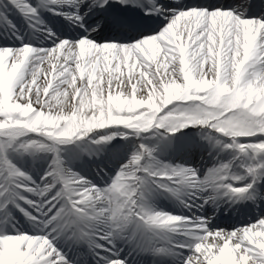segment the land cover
<instances>
[{"label": "bare ground", "instance_id": "obj_1", "mask_svg": "<svg viewBox=\"0 0 264 264\" xmlns=\"http://www.w3.org/2000/svg\"><path fill=\"white\" fill-rule=\"evenodd\" d=\"M90 1L84 0L85 5H88ZM27 2L30 4L36 3L34 0H27ZM4 4L16 8L21 14V18L16 19L13 27H6L5 30L0 31L1 123L6 124L7 121L14 118L22 121L32 120L37 123L40 119L42 121L39 127L50 130L54 134L72 136L75 130L94 128L97 135H95V140H89V144L91 142L93 145L94 152L87 151L84 156H81L75 162V168L81 172V175L84 176L83 179L89 185L78 188L76 183H73V187L68 188L71 196L80 194L82 199L86 201V208L91 209V212L87 215L91 216L92 219L86 220L83 225H77L76 229L72 231L75 232L73 238L70 236L72 232L67 231L65 228H57L56 231H53L56 222L46 224V221L50 218V211L53 206L63 205V200H57L54 205L48 203L56 195V192L49 189L48 192L44 193L47 190V188H44L46 185L38 183L37 180L19 179L18 184H24L33 189H36L37 184L41 185L40 192L27 191L26 188L17 187V184H6L4 178L0 176V234L4 230H39L40 233L49 237L54 246L67 257L70 264H108L109 261L114 259H120L124 261V264H136L140 259L134 260L133 257H130L127 253L123 254L120 250H112L111 253L109 251L100 253L101 258L94 256L95 248H99V244L97 247L96 244L93 246V242L97 241L95 235H99L108 225V214L112 209H107L104 196L91 189L96 183L103 182L106 179V173H102L103 168L108 166L116 153L122 152L128 158L122 165V168H124L134 154L142 151L140 145H144L151 153L149 155L148 152H145L144 161H146L150 170L154 171L160 165L156 160H152V156L166 157L164 149L170 145L172 155L181 156L182 161L181 163L178 162L179 164H182L186 158L184 151L189 152V156L192 157L195 163L184 168L195 170L197 175L207 168L208 173L207 178L200 180L202 187L195 185L196 177L191 173L177 176L173 180L155 175L154 179L158 185H147L143 196L140 195L139 190L134 194L137 208L147 209L146 213L148 215L161 213V210L166 208L187 217L180 221V226L175 234L172 232L170 240H166L169 243L170 250L173 249L177 252L178 258L167 256L168 258L162 259V263L185 264L186 259L192 255L194 246L191 250H187L181 242L185 240L183 243H186L192 238L195 244L198 242L195 238L196 235L205 237V240L201 242V247H204L207 237L214 236L216 243H221L219 237L222 234L228 235L233 230L226 232L225 229L216 227L218 215L215 214L213 209L215 204L221 200L212 186V172H209V170L215 168L216 162L219 161L221 163L229 161L231 166H236L238 160L233 154H239L240 157L244 155L242 148L238 147L237 143L246 139V133L251 134L254 131L251 122H254V119L258 117L257 111L260 108L262 112L264 110V76L258 75L248 80V84H242L244 88L236 85V81L239 83L236 78L237 72L240 69L249 68L252 65L250 61L253 60L254 56L257 61L264 56V50L260 47L264 46V41L258 39L262 29H264V24L240 18L237 20L233 18L234 22H223L216 19L213 22L204 23V19L200 21H196L194 18V20H187L186 16L185 19L183 17L177 18L179 19L178 24L173 25L171 29L164 27L156 33H151L153 35H144L138 40L131 41L130 44H123V46H120V49H122L120 53H116L114 49L98 53L91 49L74 50L77 43H85L90 47L97 46L95 39L97 32L101 31L102 28H100V25L98 26L95 19L82 17L81 20L73 19L60 22L59 19L55 18V21H47L49 25L44 29L34 28L29 26L22 18L25 17V13L20 8L10 4L9 0H0V6ZM182 5L181 1L173 0L171 8H165V13L159 12L158 18L170 19L171 16L166 17V13L177 10L178 6ZM235 9V12H239L240 15H243L246 11V8L240 4ZM196 11L198 9L194 7L190 10V13L193 14ZM199 11L202 12L203 10ZM186 13L188 12L186 11ZM224 20H228V18ZM167 25H170V22ZM224 25L226 32L223 30ZM66 26L83 33L82 37L87 38L81 37L74 40L67 38L68 36L65 35L66 38L57 44L56 50L43 55L41 53L43 48L39 44L47 38L57 36L58 29L59 31L65 30L63 32L67 34L68 30L64 28ZM202 26L205 27V31L207 30L209 43L203 44L204 51L198 47L191 52L190 50L195 45L192 37L196 30ZM219 30H223V33L218 39L216 35H219ZM30 43L33 46H29ZM245 43H250L249 47L254 48L246 57H244ZM185 50V60H181L180 56H184ZM174 52H178L177 56H180L175 58ZM188 52L190 55H188ZM128 54L134 56L129 60L135 63L138 69H143L145 72L142 83H148L154 89L155 93H151L150 96L154 104H159L160 107L166 104L163 112L176 108L190 111L193 110V102H197L198 106H204L206 110L202 115V117H205L202 121L216 119L217 116L219 121L224 118L218 126H221V129L227 134L217 135L219 139L223 140V144L214 146L215 141L210 139L213 131L203 122L194 130L191 128L187 132H178L168 138H159L157 135L144 138L140 134L139 139L141 141L139 144L134 141V138L130 137L132 134L119 132L122 125L137 121L140 113L151 107L144 103L145 98L141 95H137L134 100L131 99L130 94H133L137 87L132 89L135 75L127 73L131 77V84L126 83L125 85L120 82L124 80H120L119 76L112 72H107L106 75L100 77L103 70H106L107 66L112 67L113 63L115 69L120 68L128 60L126 59ZM85 61L88 66L81 70L77 64L80 63L81 65ZM70 63L76 66L73 69L74 72L68 70ZM260 66L258 64L256 67ZM216 67H219V69ZM250 70L251 68H249ZM77 76L80 78L79 81L72 85ZM136 76L138 79L135 82H138L140 74H136ZM228 77L229 79H227ZM185 79L190 81V87L193 86V88L190 89L186 86ZM67 81L69 83L64 85ZM115 81L117 82L115 83ZM119 84H121L120 87ZM60 86H67L68 89L55 91ZM216 90H222V95L231 96L232 102L222 107L208 104L210 93ZM238 90L245 91V93H241L246 95V99L240 100ZM50 91L49 96L44 97V94ZM114 91L115 95L113 94ZM30 94L31 101L26 104L20 103L18 110L10 109L14 96L23 95L28 97ZM178 100H182L183 103L178 104ZM252 100L255 101L254 104L251 103ZM132 101H135V108H133ZM50 103L55 106L54 110L47 108ZM39 105L44 108L42 117H40L41 108H39ZM242 108L255 109V117L253 118ZM25 110L28 111L25 112ZM107 126H111V129H99ZM96 129L99 131H96ZM152 131L154 132V130L150 132ZM194 131L202 133L195 135ZM121 136L123 139L125 138L122 141L119 139ZM231 136H233L232 139L229 138ZM102 137H111V139L101 140ZM31 143L38 150V158L41 160L39 161L46 160L51 153L48 140L41 139L37 141L31 138ZM227 143H231V147H227ZM111 144H114V148H109ZM71 145L66 146L69 149ZM96 146H99L100 150ZM60 151L62 152L61 146L57 147V152ZM25 155H27L26 152ZM129 171L134 177L136 171ZM121 183L124 185L121 190L107 191V193L110 194L111 200L120 202V209L122 207L127 209L128 201L132 198L130 191L135 189L133 187V190H129L126 181H121ZM170 186H173L174 197H172ZM2 190L4 192H1ZM9 190L11 191V202L3 208ZM201 190H205L204 194H206V191L210 192L212 194L211 200L206 201L203 199ZM38 196L40 200L36 202L35 198ZM21 197L25 199H21ZM28 201L33 203H28ZM8 211H14L16 217L12 220L6 218V212ZM25 212L30 215H25ZM112 212H116V207ZM33 216L35 221L31 219ZM256 218L258 220L264 219V217L259 216ZM174 219H177L175 215L171 220ZM201 220L206 223L207 232L201 231L205 228V224ZM249 221L251 220L245 215L239 221L231 219L230 223L235 224L237 229L256 223L250 224ZM16 222L19 224H16ZM194 227H201V230L195 231ZM217 230L222 232H217ZM9 234L14 233L10 232ZM253 235L264 236V233H253ZM82 236L84 241L80 240ZM225 244L226 242H224ZM68 249L75 252H69ZM208 251H211L210 247ZM82 252L87 253L89 257H83ZM229 252L231 253V259H234L233 264H244L243 257L238 261L233 256V250L231 248L229 250L226 246L224 249L221 248L219 255L212 256L209 264H220V261H223L221 264H229ZM0 264H4L1 257Z\"/></svg>", "mask_w": 264, "mask_h": 264}, {"label": "snow or ice", "instance_id": "obj_2", "mask_svg": "<svg viewBox=\"0 0 264 264\" xmlns=\"http://www.w3.org/2000/svg\"><path fill=\"white\" fill-rule=\"evenodd\" d=\"M50 3L56 4L62 2V0H49ZM84 0H67V3L70 5L75 4L77 8L79 5L82 4ZM124 2V0H121ZM9 3L15 5L16 7L20 8L26 15L35 16L37 14V9L33 7L27 0H9ZM99 6L104 7L108 0H98ZM6 7V5H5ZM195 7V6H193ZM188 7L184 10L177 11L174 15L171 16L170 20L178 15L181 12L188 11ZM196 8H203L207 12H229L232 13L234 17L238 16L242 20H249L253 22H259L264 24V18L259 17H244L237 12L233 11L231 8H221V7H196ZM158 10H162L159 6H157ZM55 11V9H53ZM75 19L81 20L82 17L79 16L78 12L72 14ZM170 22V21H169ZM168 22V23H169ZM167 23V24H168ZM166 24V25H167ZM87 38V37H82ZM230 39V37H229ZM259 40L264 41V29H262ZM199 43V41H198ZM262 50H264V46H262ZM250 64L253 66H257L258 64L264 65V56L260 57L257 61L256 57H253V60L250 61ZM259 118V117H258ZM193 124V123H190ZM189 124L179 123L178 125L175 123H164L161 122L158 127L154 126L151 129H166L171 133H175L179 129H183ZM198 125V124H193ZM149 129H144L143 131H147ZM5 130H0V176L4 177L6 184H14L20 178L25 177V173L15 168L14 165L7 159L6 155H4L6 149L13 147L14 144H5V141L9 139L4 135ZM10 131V130H7ZM261 135L264 136V132H259L256 136ZM111 137H102L101 140H109ZM72 139L67 140L65 143ZM258 142H264V140H259ZM26 147H32L29 144ZM141 148L144 149L145 152L148 150L145 148L144 145H141ZM151 155L150 152H148ZM258 155H264V153H257ZM142 161V154L137 153L131 157V160L128 162L127 165L117 174L112 184L105 188L100 189L98 187H93L91 190L95 192H107V191H119L121 190L124 185L121 181H127L128 179H138L137 175L132 177L129 170H140V163ZM59 165L61 171L63 172L65 169L63 168L59 158H56L52 162L51 170L46 174L47 178H50V183H48L44 188L47 190L44 192H48L50 188H53L57 182L62 183V188L59 192L56 193L54 197L48 202L50 205H54L57 200H63L64 206H62L58 211L55 212L47 221L46 224H52L54 221L56 222L55 227L52 229L56 231L57 228H69L73 225H83L85 224L86 220H91L92 217L87 215L91 212V209L85 207L86 201L81 198L80 195H65L64 189L67 188L68 184L76 183L78 188L87 187L89 184L88 182L83 179L82 177H78L75 173L70 172L71 177L75 179H66L63 175L57 178V174L54 169L57 168ZM165 168L169 166L165 165ZM220 167H228V165H221ZM144 171H148L147 168L143 169ZM213 169H210L209 172H212ZM249 174L255 177L259 172L264 171V161H262L259 166L253 170L247 168ZM6 173V175H5ZM184 173H191L196 177L198 180L200 179L195 170L190 168L184 167H177L171 168L170 171H163V172H153L152 175H159L162 178H166L168 180H173L177 176L183 175ZM240 179V178H236ZM255 183V180L253 181ZM17 187L26 188L27 191H38L40 189H33L31 187H27L24 184H17ZM229 189L236 190V195L243 196L245 193L249 191L250 188L253 187V184H248L243 187H234L232 184H229ZM171 190V189H170ZM242 190V191H240ZM21 199H25L21 197ZM28 203H33L32 201H28ZM23 211V209H21ZM25 215H30L29 213L25 212ZM161 213L149 214L147 217L141 214L140 208L136 206V200L134 199V194L132 198L128 201V207L126 209V217L129 221L131 217L135 216L139 221H142L145 224L150 225L151 228L160 229V225L156 223L157 217H159ZM35 219V217L33 218ZM202 223L205 224V228L201 231L207 232L206 223L201 220ZM111 223L113 226L119 228L126 223H122L119 220H116L115 216L111 217ZM217 232H222L217 230ZM253 233H264V219L258 220L256 223L251 224L249 226L233 230L228 233V235H221L219 239L221 243H216V238L207 237V242L205 243L204 247H201V242L205 240L204 236L196 235L195 238L198 242L194 244V251L192 255H190L185 264H209L210 260L212 259L213 255H219L221 248L224 246V242H227L233 249V254L235 255L236 259L239 261L241 257H243L244 264H264V236L261 235H253ZM25 237H36L34 241L23 239ZM106 238V237H105ZM236 243H233V242ZM103 247V245H100ZM210 247L211 251H208ZM0 257H2L4 264H70L67 257L57 249L53 242L48 238L47 235H31L27 233H16V234H0ZM108 264H124V261L120 259H114L108 262Z\"/></svg>", "mask_w": 264, "mask_h": 264}, {"label": "rangeland", "instance_id": "obj_3", "mask_svg": "<svg viewBox=\"0 0 264 264\" xmlns=\"http://www.w3.org/2000/svg\"><path fill=\"white\" fill-rule=\"evenodd\" d=\"M62 1H64V0H62ZM38 16V14L36 15V16H32V15H29V18L27 19L28 20V23L31 25V26H36L35 25V21L38 19L39 20V18L37 17ZM35 20V21H34ZM37 20V21H38ZM173 22L175 21L174 19L172 20ZM158 24V25H157ZM156 25H155V27H156V30H154V32L153 33H156L160 28H162L163 26H166V21H162V22H158ZM150 35H153V34H150ZM81 35L80 34H76L75 36H74V38H76L77 39V37H80ZM128 37V36H127ZM62 38H64V35L62 36V35H60V34H58L57 36H53V37H51V38H47V40L45 41L44 40V42H42V43H40L39 44V46H41V47H43L44 48V50L42 51V54H46V53H48V52H50V51H54V50H56V48H57V44H58V42H60L61 40H62ZM138 39H140V37H137V35H131V36H129L128 38H126V39H113V38H108L107 39V37H101V38H99V40H98V43H100V44H104V43H102V42H119V43H128V44H130V42L131 41H133V40H138ZM18 46V45H17ZM83 47V46H82ZM84 48V47H83ZM77 49V46H76V48L74 49V50H76ZM85 49H86V45H85ZM91 50H96V51H105V49H103V48H101L100 46H98V47H95V46H92L91 47ZM117 51H118V53H120V51H119V49H117ZM128 57V56H127ZM37 66V65H36ZM77 66L79 67V64H77ZM87 65L85 64V63H83L82 65H81V69L82 68H85ZM112 67H109V66H107V68H105L106 70H108V71H106V70H103V74H101L100 75V77H103V75H106L107 74V72H112L113 74H117L118 76H119V78H120V80H124V81H120V82H123V84L125 85L126 83H128V84H131V80H130V78L131 77H129L128 75H127V73L129 74L130 73V75H135V77H134V83H133V85H132V89L134 88V87H136V89H135V91H134V94H132V97H134V98H136V96L137 95H141L142 97H144L146 100H148L149 99V101H146V102H144V103H147L148 105H150L151 107H150V109H147V110H144L140 115V122H136V123H130V124H128V125H126V128H124V129H126V130H129L130 128H133L134 126H139V124L141 123V122H144V121H147V120H149V119H151L152 117H159V118H164V119H166V120H168V123H175V124H179V123H185V124H187V122L188 121H191V122H194V120L196 119H194V117H196V116H189V112H187V111H184V110H174V111H170V112H167L166 114L164 113H161V109L160 108H158V104H156V106H153V103H152V101L150 100V96H151V93H155V91H154V89L150 86V87H148L147 88V84H144V83H142V79L144 78V76H145V72H143V77H142V74H141V72L142 71H138V73H137V70H138V67L137 66H134V65H131V63L129 62V61H126L122 66H120V68H118V69H115V67H113L114 66V63H113V65H111ZM74 67L76 68V66L74 65V64H72V63H70L69 64V71L70 72H74ZM80 68V67H79ZM136 74L137 75H139L140 74V77H139V81L138 82H135L137 79H138V77L136 76ZM99 77V78H100ZM79 77L77 76L76 78H75V81L73 82V84L72 85H74L76 82H78L79 81ZM117 81H115V83H116ZM67 83H69L68 81L67 82H65V84L64 85H66ZM124 85H122V87H124ZM121 86V84H119V87ZM66 89H68L67 88V86H60V87H58L57 88V90H55V91H64V90H66ZM49 93H51V91L50 92H46L45 94H44V97H46L47 98V95L49 96ZM114 95H115V91H114V93H113ZM32 100V98H31V94L28 96V97H25V96H23V95H21V96H14L13 97V104H11L10 105V109L11 110H17L20 106H19V104L21 103V104H26L27 102H29V101H31ZM55 106H52L51 105V103L47 106V108H49V109H52V110H54L55 108H54ZM39 108H41V112H40V117H42L43 115H44V113H43V111H44V108H43V106H41V105H39ZM194 108V110H198V107H193ZM152 109V110H151ZM151 110V111H150ZM200 110V109H199ZM28 110H25V112H27ZM186 112V113H185ZM197 112H199V113H203V111H197ZM46 115V114H45ZM132 116V115H131ZM188 116V118H186ZM186 120H188V121H186ZM21 121V120H20ZM41 121L42 120H38V122L37 123H35V122H32L31 120H28L25 124H23L24 122L23 121H21V123L20 124H22V125H30V126H32L33 128H31V127H24V130H21V132H23V133H25L26 132V134L22 137V142L24 143V149H28L29 151H31L32 153H35L36 152V150H35V148H33V147H26V146H28L29 144H30V134H28V133H30V132H36L37 134H40L43 138H45V137H49V138H52L51 137V131L50 130H47V129H42L41 127H39V124L41 123ZM195 122H196V120H195ZM10 123L13 125V126H16V125H19V120L18 119H15V120H11L10 121ZM0 126H2L1 125V123H0ZM1 128V127H0ZM140 128H141V125H140ZM124 129H121L122 131L124 130ZM32 130V131H31ZM82 131H84V130H79V131H76L75 130V132L74 133H79V132H82ZM128 132H130L131 133V131H128ZM132 133H134L135 134V132L134 131H132ZM164 134H166V133H164ZM18 136V135H17ZM57 137H60L59 135H57ZM59 140V139H58ZM5 144L7 145V144H9V141L8 140H6L5 141ZM14 152H20V149H16V150H12L11 152H10V154L11 155H13V153ZM55 156H52V157H50L46 162H45V164H47V163H50V164H52V162H53V158H54ZM71 159H72V157L70 156V155H68L67 156V160H69V161H71ZM127 160V158L125 157V156H123V155H120V154H118V155H116V157L114 158V160L112 161V163L108 166V167H106V169H105V171H107L108 172V175H112L113 173L114 174H117L118 172H119V170H121V167H122V164L124 163V161H126ZM62 164V166L63 167H65L66 169H69L68 171H64V176L66 177V178H72L71 177V175H70V172H72V168H69L70 167V165H69V163H61ZM20 171H22L23 173H25V177H28V172L26 171V169H20ZM78 177H80L78 174H76ZM46 183H48V181H45ZM105 185H102L101 186V188H103ZM55 212H56V209L54 210V214H55Z\"/></svg>", "mask_w": 264, "mask_h": 264}, {"label": "clouds", "instance_id": "obj_4", "mask_svg": "<svg viewBox=\"0 0 264 264\" xmlns=\"http://www.w3.org/2000/svg\"><path fill=\"white\" fill-rule=\"evenodd\" d=\"M249 68H251L250 71ZM249 68H245L237 72L236 78L241 84L246 83L248 80L257 77L258 75L264 76V65H261L260 67L250 65ZM221 91L222 90H216L211 92L210 97L207 101L208 104L222 107L224 105H227L228 103H231L232 97L228 95H222ZM197 111H201V110L198 109ZM201 114L203 113L201 112Z\"/></svg>", "mask_w": 264, "mask_h": 264}]
</instances>
